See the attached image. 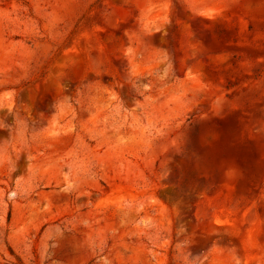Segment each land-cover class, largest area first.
Listing matches in <instances>:
<instances>
[{
    "label": "rangeland",
    "instance_id": "obj_1",
    "mask_svg": "<svg viewBox=\"0 0 264 264\" xmlns=\"http://www.w3.org/2000/svg\"><path fill=\"white\" fill-rule=\"evenodd\" d=\"M0 264H264V0H0Z\"/></svg>",
    "mask_w": 264,
    "mask_h": 264
}]
</instances>
